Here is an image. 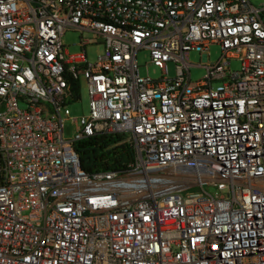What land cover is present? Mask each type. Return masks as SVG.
Masks as SVG:
<instances>
[{
    "label": "built area",
    "instance_id": "2783aa9c",
    "mask_svg": "<svg viewBox=\"0 0 264 264\" xmlns=\"http://www.w3.org/2000/svg\"><path fill=\"white\" fill-rule=\"evenodd\" d=\"M68 29L90 34L77 54ZM80 77L88 110L70 117ZM0 264H264V5L0 0Z\"/></svg>",
    "mask_w": 264,
    "mask_h": 264
},
{
    "label": "rangeland",
    "instance_id": "374dc122",
    "mask_svg": "<svg viewBox=\"0 0 264 264\" xmlns=\"http://www.w3.org/2000/svg\"><path fill=\"white\" fill-rule=\"evenodd\" d=\"M250 2L256 6L260 7L261 4L264 5V0H250ZM90 36L88 32H80L79 30L68 29L64 32L62 36V42L64 48L68 54H77L82 51V47L79 45L81 38H86ZM86 56L89 62H95L97 56L103 52V45L99 44H88L85 47ZM220 56V47L216 44H212L209 48L208 54L199 53L196 50L190 51L188 55V62L190 65V78L191 80L199 79L205 73V67L201 64L204 62L214 63ZM137 63L139 65L138 72L141 76H146L147 73L152 78H159L161 76V71L153 65L149 60L148 51L146 49L140 50L137 55ZM230 67L232 70H238L240 68V61L237 59L230 60ZM168 75H175V65L173 62H168ZM88 93L85 80L80 77L79 79V99L68 105L70 110V117H79L85 114L88 110ZM74 123L66 120L63 124V136L65 138H71L73 136ZM204 190L213 194L217 191L216 186L205 184Z\"/></svg>",
    "mask_w": 264,
    "mask_h": 264
},
{
    "label": "trees",
    "instance_id": "16d2710c",
    "mask_svg": "<svg viewBox=\"0 0 264 264\" xmlns=\"http://www.w3.org/2000/svg\"><path fill=\"white\" fill-rule=\"evenodd\" d=\"M102 144L99 139L92 138L79 143L81 166L86 171H93L98 166L97 156Z\"/></svg>",
    "mask_w": 264,
    "mask_h": 264
}]
</instances>
